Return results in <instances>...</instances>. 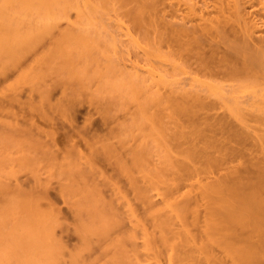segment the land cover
I'll return each mask as SVG.
<instances>
[{
    "label": "rangeland",
    "instance_id": "1",
    "mask_svg": "<svg viewBox=\"0 0 264 264\" xmlns=\"http://www.w3.org/2000/svg\"><path fill=\"white\" fill-rule=\"evenodd\" d=\"M1 1L3 0H0V4ZM71 1L72 5L70 4ZM71 1H69L70 5H68L67 2H62V4H58L57 8H55L56 6L54 7L58 11V13H55L56 19H54V22L58 24H56V29L54 28L55 31L52 30L50 33L46 34L44 38L42 37L38 42L34 43V46L32 45L29 49L24 51L18 57V60L16 59V62L10 61V59L7 57L4 59V57H2L3 55H0V64L4 63V61L8 62H6L8 65L5 63L2 64L4 66V71L0 70V207L3 204V206H6L5 208L3 206L0 208V211H2L1 214L4 215L0 216L2 218L0 219V230H4L1 231L2 233L0 232V236L5 233L6 230H8L7 218H5V220L3 218L7 216L5 212L7 206L10 205L16 196L13 195L17 193L18 190H16L15 187H20L19 189L25 191L27 190L28 192H32L34 190L33 192L35 193H41L42 191L44 194H48L45 195V199L50 200H44L43 204L45 203L49 205L50 203H54L53 206L56 205L57 207L55 208L59 209L58 211L61 215L59 216L60 220L62 218L60 225L63 224V226L59 225V228L57 227L56 230V234H58L57 236L60 237H58L59 240L62 239L64 245L67 246H64L66 252L64 250L62 252L64 254L66 253V255H64V257L61 255L63 258L61 257L59 259L61 262H63L62 264H70L69 262L71 261V253L75 252L74 249H78V247L80 249V245H82L80 244L82 243L80 242L81 237L75 232L76 224L74 225L76 222L75 219L78 220L77 217L79 215L76 212L77 206L72 203L73 200H71V198L66 195V192H64L65 189H67V180L65 178V174L61 172L60 168L61 162L64 161L62 158L70 160L71 153L73 152V159H75L77 157L75 155L81 152L88 159L90 158L93 167L95 166L93 173V170H88L86 167L87 165L85 166L84 163H82L83 165L81 164L85 171L86 169L89 171L88 173L90 175L87 173L85 176L87 177L89 175L88 177H92V180L91 178L84 179L85 176H83V178L82 176L78 175L79 172H76L78 175L77 184H80H76L74 186L75 188L73 187L74 189H76L77 186L80 188L82 184L83 186L84 184H93V186H98L100 192L102 193L101 195L103 199L110 202L115 201L116 203L114 204L116 207L120 206L121 203V209L124 207L123 203L126 201H131L137 207L142 218L143 214L145 213V209L143 208L144 205H142L143 214H141L140 210L142 208L140 206V200L135 197V193L133 192L132 186L130 184L131 181L129 179V174L127 173V176L125 177V175H123L125 172L120 171L118 173L119 168L116 167V158H121V160L124 161V164L126 163V166L130 168L128 171H131V173H129L132 174L135 172V174H133L134 176L141 168L140 172L136 175L137 179L139 176V180L137 181L141 186L143 185L142 187H146V189L152 185H154L152 186L154 188L153 190L161 189L162 193L160 192L161 195H159V197L156 196L158 195L159 191H153L151 189L145 190L147 193L149 192L148 195H150V198L153 202L157 201L156 204H160L158 202L161 201V196L168 189L166 187H170L168 184L174 185L173 183L177 182L176 180H179L181 184L180 179L184 176L181 173H185L181 172V168L183 165L189 164V162L192 160L190 157L189 158L191 160L187 159V152H185L187 150L184 151L186 154H183L180 148L183 147L184 149H191V146L194 145L193 147H195V144L196 149L199 147L201 148L202 145V148H205V143L203 142L204 138L200 140L198 136L194 135L192 128L195 126H190L189 124L191 122L189 123L186 117L183 119L179 118L180 120H175L174 116L176 115L172 114L170 109V111L168 109H164L163 105H160L159 102L156 104L151 98H153V100L156 99V101H159L167 98L165 97V94L166 96L168 95L167 93H174L172 95H174V97L176 95L177 99L180 98L177 97L180 94L181 96L187 95L188 93L194 95L199 94L201 97L203 96V98H207L206 101L212 104V107L203 110L198 114L199 117L196 116L194 118V121L200 118L199 120L202 122L200 123L197 121V125H200V127L203 125V121L206 119V117L208 118V115H210L209 117H213L214 120H219L221 117H227L230 119L229 123L232 122L230 126L232 130H243L242 132L244 133H247L248 131V133L255 135V139L257 140V137L260 138L261 136L260 132L264 130V119H262L264 118V113H262V109L264 110V79L260 77V75L258 76L259 78L256 79L257 77L254 76L255 74L249 75V73V76L245 75V73H242L243 75L239 73L241 76L234 75L235 77H233L232 74L231 77V70L237 68V65L241 59L239 60L236 58L238 60L237 64L235 59L236 56H232V50L229 48V46H227L228 44L226 45L225 40L221 41L222 39H215V37L202 36L200 33H196L194 34V37H199V40L201 41L198 44L194 40L193 42L192 38L190 37L193 36V33H191L192 35L190 34V36L182 35L183 38L182 36L179 37L173 32V27H171L173 31L170 29V26H172L171 23L170 26L166 25L168 22L166 20L171 18V16L164 20L162 16L157 13L161 16V19L156 18L155 15L158 17L159 15H157L153 9L149 11L150 13L153 11L151 14L152 18L149 15L150 13L147 12L151 18L150 20H147V17L149 16L144 14L143 18L146 20L142 19L143 21L140 20L139 22L138 20L137 22L134 18L131 19L132 15L127 13L126 7L116 0H109L108 2L105 0ZM73 2H75V5L77 4L75 7H73ZM2 4L4 3L2 2ZM17 7L13 9L7 8L5 10V15L6 23H8V25H10L14 30L16 28V31H19V33L28 32L31 29V26L41 27L43 21L45 22L46 20H49L47 19L49 16L46 13L43 14L44 12L42 10H34L25 14L24 10H21L20 7V9H16ZM76 10H78V12ZM22 11L24 12L22 13ZM38 11H40V13ZM54 12L55 10L53 11V14ZM154 12L155 15H153ZM42 17L45 18L43 19ZM52 17L54 18V15ZM52 17H49L50 21ZM174 20H176V18ZM178 20L180 21V19ZM13 23H15V27L13 26ZM171 31L175 34V36ZM68 33L70 35H73L71 33H74V35H78L79 33V35L82 34L83 36L88 37L90 39V41L88 39L89 45L85 44L87 43L85 40L84 43L81 39H76L74 41L73 38L67 37L69 36ZM232 35L233 34L231 33L228 39H234ZM201 37H203V39ZM79 40L82 42H79ZM193 43L196 45H193ZM253 43L255 46L260 45L259 41L256 39H253L252 44ZM61 44L66 45L64 48L67 47L66 49L70 50L71 53H69V55H71V58H73L72 60L70 57H68V61H65V59L67 60V50H65ZM57 48L58 51L56 52L55 50ZM54 51L56 54H54ZM58 53H62L61 56L63 54L65 55L59 58L60 54ZM234 61H236V63ZM239 67L240 64L238 68ZM259 79L263 81L260 83ZM210 86L215 88L217 87L216 89L220 88L221 90L218 89V92L213 90L211 91ZM220 91L221 93H219ZM255 91L257 92V98L254 97ZM232 95H236L238 97L237 100L240 102V106L243 108L242 112L244 111L243 114L241 112V115L237 117L234 115L235 113L233 114V112H230V108H226L227 103L224 102V100H228L226 102L229 103L230 100L228 97H231ZM153 103L156 105L154 106ZM253 103L255 104L254 107ZM256 104L259 106H256ZM227 106L230 107L228 104ZM154 107H157V109ZM256 107H258L257 110L255 109ZM164 110L170 112V115H173L174 118L169 115H165L166 111L164 113ZM259 111H261L263 117L259 116L261 114ZM160 112H163L164 114H161ZM243 115L244 119L243 121L241 120V122L238 120V118L242 117ZM178 117L179 116H176V118ZM177 124H181L180 126L182 127L184 126L183 128L185 129L183 132H185V130L190 132L191 130V133L194 136L191 134L192 138L190 136L188 137L194 140L192 145V142L189 144L190 141L184 134H182V136L184 135L186 138L184 137L182 139L179 135H177L179 129ZM204 124H206L205 121ZM188 126L192 128L190 129ZM219 128L221 129L222 127L220 126ZM220 129L219 131H222ZM209 130L210 133H207V131H205V133L211 137H209L207 134H204L206 137V140H204L207 141V139L211 140V138H214L213 140L215 141V138L217 139L218 137L217 141H219L216 142L219 144L224 142L226 145H222H224V147L227 149L223 150L229 152V155H231V149H228L226 143L227 138H230L228 137V132L226 133L223 131V133L221 132V135L220 132L216 130V128ZM212 130L213 132H219V134L217 132H211ZM224 133H226V135ZM223 134L227 136L226 142L224 137H222L224 136ZM257 134L260 135L258 136ZM262 134H264V131H262ZM188 135H190V133ZM196 138L199 139L203 144L199 140L195 143ZM220 138H222L221 143ZM231 138L233 139V136ZM33 140L40 141L41 143L48 145L51 149L50 151L52 154L54 153L53 155L56 157L53 159L57 160L58 164L60 163L59 166H56L57 162H55V160L54 166L56 168H53L54 166L52 167L50 164H53V160L46 161V164L45 162H42L41 160L44 158L29 148ZM236 140L237 138L232 140L234 141V143L232 142L233 146L228 145L229 148L237 147L238 150H245V146L247 145V150L248 148H252L248 151L250 152V155L251 151H253L252 155H254L255 152L257 159L259 158L262 160L261 158L264 156V153L259 151V148L257 149V143H255L254 146L253 142L255 141L251 142L252 140L249 139L246 140L247 144L242 143V145H240L241 143L236 142ZM96 141L99 143V145L100 142L102 143L101 148L103 145L109 144L108 146L111 147L110 150L114 151H112V154L114 153L113 155H116L115 158L114 156H109L103 148L102 150L104 152L101 149L98 151L93 150L92 147L95 145L97 147L99 146L96 144ZM179 143H181V147ZM200 144L202 145L200 146ZM198 145L199 147L197 148ZM106 146L107 145L104 147ZM186 146L187 148H185ZM74 147L75 149L78 148V151H75ZM107 149L109 148L107 147ZM215 149L217 150V148L212 150ZM255 149L258 151H254ZM217 151L219 152L221 150ZM225 151H222V153L220 152V154L224 155V153H227ZM233 151H236V149L234 148ZM24 152L27 155L30 154L27 156L28 158L33 156L34 158L30 157L32 163L35 164L34 162H37L38 165L35 164L36 166H34L32 164L33 166H27V168L29 167L27 169L24 164L26 156ZM245 152L247 157H251L248 155L246 150ZM34 153L35 155H33ZM215 154L217 156L219 153L217 154L216 152L214 155ZM220 154L219 156H221ZM232 155L227 157V159L232 157L229 160L232 162H228L231 163L229 166L236 167L240 171L245 170L247 167L245 163L247 161V157L240 156L241 158H239L234 154ZM186 156L187 158H185ZM225 156L220 158H225ZM76 159L78 160V158ZM135 159L138 162L135 161L134 163L133 160ZM59 160L61 162H59ZM243 160H245L244 168H242V165H240L241 163L243 164ZM199 162L200 161L192 160L188 166L191 167V164H195V169H198L199 167L204 169L203 163L200 164ZM136 163H138L137 172L135 169V165H137ZM47 164H50L51 167L49 165L47 166ZM235 165H240L241 167L239 166L240 168H238V166ZM24 166L25 168H23ZM51 168L52 170L54 169L53 173H51ZM77 168H80V166ZM30 169H32V171ZM96 169H100L99 171H101L102 174H98L99 171L97 172ZM203 169L201 171H203ZM224 171L225 170H221L219 172L224 175ZM60 172L64 175H62ZM95 172L97 173L95 174ZM122 172L123 174L121 175ZM152 173L155 177L152 176ZM103 174H105V177L111 180V182H113L115 185L112 184V186H110L111 184L109 180L104 181V179H102L104 176ZM201 174L202 177L203 174L205 177H207L205 173L201 172ZM222 174H215L216 178L219 175L220 176L218 178H221V176H223ZM93 175H96V177ZM97 175H99V177ZM215 175L213 174V176ZM150 176L155 178L153 179V183L151 182L152 178L149 179ZM156 178L161 179L158 180L162 183L157 182ZM213 178L216 179L215 177ZM76 180L77 179H75V181ZM147 181L151 182V184L147 185ZM140 182H142V184ZM179 182L175 184H179ZM106 183L109 186L106 185ZM6 186H8V189L4 188ZM114 186L116 189L112 188ZM117 186L120 188V195H123L122 193L125 195H123L122 199H119L121 196H117L118 199L116 197V194H119L117 193L119 189ZM35 189H37V191ZM113 190H117V192L113 193L115 192ZM61 192L64 194V196L61 194ZM66 197L67 199L65 200ZM6 200H10L11 202L9 201L8 203ZM70 202L72 203V207L73 205L76 206L74 209L69 204ZM120 207H118V209ZM121 209L119 212L122 213ZM125 211L126 210L124 207L123 214H125V216L123 215L124 218L122 219V221L126 220V222H122V225L124 224V226H122L124 229L119 227L118 231L119 229L120 231L121 229L122 231H126V229H129V227V230L131 231V224L129 222L130 220L127 218L128 215ZM121 213L120 215L122 216ZM167 218L168 215H165L164 219L167 221L169 219V225L173 224L175 226L174 229L176 230V227H178L175 225L177 221L171 219V217L168 219ZM143 219H146L145 214ZM171 220H173L172 223L170 222ZM1 223H4V227L1 225ZM115 230V233H117L116 235H119L120 231L118 232L117 228ZM127 235L129 234H126V236ZM94 236H91V242L93 246L90 245L92 246L90 247V251L86 249L82 250L80 253L81 260H83V257H85L83 260L85 263L91 261L88 264H95L101 261L102 258L104 259V253L101 252V245L98 243L100 242L101 244V240L99 241L100 238H98V236L93 238ZM123 236L125 238L124 233ZM138 237L139 236H137L136 239ZM126 238L124 239V242H126L127 239L130 240L129 238ZM139 238L142 240V237ZM126 243H128V241ZM129 244L127 245L129 246ZM11 246L12 243L7 238V248L10 249ZM83 251L85 252L83 253ZM179 251L181 252V250ZM217 252L215 258L219 260L220 253ZM140 253H142L140 254V257L144 258L145 256V259H148L144 260L142 258L145 263L149 261L154 262V259H152L151 256L146 255L143 249L140 251ZM81 254L85 255L82 256ZM101 255L103 257H101ZM193 255L194 256L190 259L191 261H194L192 259L195 257L197 260L196 262L199 261V263L202 259L205 264H213V261L215 264L218 263L215 258L213 261L210 259V263L209 260L202 255L201 258H199L200 254ZM146 256L148 257L146 258ZM196 256L199 257L196 258ZM149 257H151L152 260H149ZM97 258L99 261H97ZM94 259H96L95 262L93 261ZM224 259L220 257L221 261L219 264H224ZM204 260H208L209 263H206ZM60 261L57 263L59 264ZM165 263L163 261V264ZM190 263L194 264L195 261L189 262V264ZM228 263V261H225V264Z\"/></svg>",
    "mask_w": 264,
    "mask_h": 264
},
{
    "label": "bare ground",
    "instance_id": "2",
    "mask_svg": "<svg viewBox=\"0 0 264 264\" xmlns=\"http://www.w3.org/2000/svg\"><path fill=\"white\" fill-rule=\"evenodd\" d=\"M69 1L71 0H3L1 1V4H0V55L2 54L3 55L2 57H4V59H6L5 57H7L8 59H10V61L16 62V59L18 60V57L24 51L29 49L34 43L38 42L42 37L44 38L46 34L54 30L57 24L54 22V19H56L55 13H58V11L55 8L58 7V4L60 3L62 4V2H67L68 5H70L72 1L70 2V4H69ZM105 1L108 2L109 0H105ZM116 1L124 5L127 9V13L132 15V17L130 16L131 19L134 18L137 22L138 20L139 22L140 20L141 21L146 20L143 18L144 14H147V12H149L152 9L155 10L156 14L159 13L164 20L167 19V17L171 16V18H168L170 20L168 19L166 20L169 22V24L167 22L166 25L170 26V23H171L172 26H170V29L171 27H173L174 31L172 29L171 30L174 33H176L179 37L182 35L190 36V34L193 33V36H190V37L192 38V41L194 40L198 44L201 41L199 40L200 39L199 37H194V34L196 33H200L202 36L215 37V39H222L221 41L225 40L226 45L228 44L227 46H229V48L233 51V52L231 51V53H233L232 56H236L235 59L236 58H238L239 60L241 59L240 60L241 63L239 61V64H240L239 68H238L239 66L238 60L236 59L237 64H238V65L236 64L237 68L236 69L232 68L233 70H231L232 73L230 74V76L232 77V74H233V77H235L234 75H239V73L241 74L245 73V75L247 76H249L250 74H255L254 76L257 77L256 79H258L259 78L258 76L260 75V77L264 79V0H198V1L197 0H116ZM2 2L4 4H2ZM73 3H74L73 7H75L77 4L75 5V2ZM15 7H17L16 9L20 7L21 10L25 11V14L27 12H32L34 10H42L44 12L43 14L46 13L49 17H52L54 15V18L52 17L50 21V18L48 17L47 19L49 20H46L45 22L42 20L43 22H42L41 27L31 26V29L28 32L19 33V31H16V28L14 30L11 28L10 25H8V23H6L5 10L7 8L13 9ZM167 8H170V9H167ZM54 10L55 12L53 14ZM24 11H22V13ZM42 11H41V14H42ZM76 11L78 12V10ZM38 12L40 13V11ZM155 12L153 15H155ZM152 13L153 11H151L149 15L151 16ZM149 15L147 14V16ZM160 15L159 17L155 15V17L160 18L161 17ZM150 16L147 17L148 18L147 20H150L152 18V16L151 18ZM45 17H42V18L44 19ZM175 18L176 20H174ZM178 19H180V21ZM13 26L15 27V23H13ZM173 32L172 34H174ZM231 33L233 34L232 36L234 37V39L230 38L232 40L228 39ZM71 34L73 35L69 34V36L67 37L73 38L74 41L76 39L77 40L81 39L83 40V43L85 40V42H87L85 44L89 45L88 42L90 41V39L88 37L83 36L81 33L80 34L82 36L79 35V33L78 35L76 34L74 35V33H71ZM195 36H198V35H195ZM201 38L203 39V37ZM253 39L258 40L260 45L259 46L256 45L257 46L256 47L254 43L252 44ZM79 42H82V41L79 40ZM194 44L195 43H193V45ZM61 45H63V48L64 46H66L64 44H61ZM66 48L67 47H65L64 49L67 50L66 52L67 60L65 59V61L67 62L68 57L71 58V55H69V53L71 52L70 50ZM55 51L57 52L58 48ZM56 52L54 54H56ZM58 54H60L59 58L65 55L63 54L61 56L62 53H58ZM72 59L73 58H71V60ZM236 61L234 62L236 63ZM6 62L4 61L5 64L8 63ZM2 64H0V70L4 71L3 70L4 66ZM262 81L260 80V83ZM263 84H264V81H263ZM211 86H210L211 91L213 90L215 92H218V89L221 90L220 88L216 89L217 87L215 88ZM219 93H221V91ZM256 93L257 92L255 91L254 97L257 98ZM167 94L169 95L171 93H167ZM172 94L170 96L168 95L166 96L165 94V97L167 98H165L164 100L163 99L159 100V98H158L159 101H156V99L153 100V98L151 99L156 104L159 102L160 105H163L164 109H168V110L170 109L172 114L179 116L178 118L174 116L175 120H180L181 118L183 119L186 117L188 119L187 121H189V123L190 122L192 123V124L190 123L189 125L192 127L193 125L195 126L193 128L188 126V128L190 129L192 128V132L194 133V135L198 136L200 140H202V138L204 139L206 138L204 134H207L208 132L210 133L209 129L216 128V130L219 131L220 129L219 127L221 126L222 128L220 130L222 131H219L220 134L221 132L223 133L224 131L226 133L228 132L229 134L228 137L231 138L233 136V139L227 138V142H226L227 136H225L226 133H224L225 135L223 134L224 136H222L224 137L225 142L227 143L228 149L232 150V151L230 150L232 154L236 155L239 158L244 157V156L247 157V154H245L246 153L245 150L247 151L248 155H250V152L248 151L249 149L250 150L252 149V148H248L247 150V145L245 146L246 147L245 150L244 149L238 150L237 147L229 148V146H233L234 141L232 140H235L236 138L238 140V141L236 140V142L241 143L240 145H242V143H246V140H249V139L252 140L251 142L255 141L253 142L254 146H255V143H257L256 144L257 149L259 148L260 149L259 151L264 153V134H262V131L264 130L260 132L261 136L260 138L257 137L258 138L257 140L255 139L256 136L251 133H248V131L247 133L246 132L244 133L242 132L243 130L242 131L241 130L235 131L234 129L232 130V128L230 127L232 122L229 123L230 119H228L227 117H221L219 120H214L213 117H209L210 115H208V118L206 117L207 120L206 119L204 120L206 124H204V121H203V125L200 127V125H197V123L200 122L199 120L200 118L199 119L197 118L198 120L196 121H194V118L196 116L199 117L198 114L202 112L203 110L212 107V104L206 101L207 98H203V96L201 97V95L199 94L194 95V94L186 93L187 95L181 96L180 94L179 96H177L181 98V99L179 98L180 99L179 100L176 98V95L174 97V95ZM235 96L232 95L231 97H228V99L230 100L229 103L226 102L228 100L226 101L224 100V102L230 105V107H228L226 104V108L227 109L230 108L229 109L231 110L230 112H233V114L235 113L234 115L237 117L241 115L243 108L240 106V102L237 100L238 97L237 96L235 97ZM257 104L256 106H259ZM254 106L255 104L253 105V107ZM157 107H154V108L157 109ZM257 108L258 107H256L255 109L257 110ZM165 111L166 110H164V113ZM259 112L261 113V111ZM164 113L162 112L161 114H164ZM262 113H264L263 109H262ZM262 113L259 115L260 117L264 116V114L262 116ZM165 115L171 116L170 112H167V111ZM244 115L242 117H239L240 119L238 118V120L243 121ZM171 117H173V115ZM177 125L179 127L177 135H179L181 139L184 138L185 136L186 137L190 136L192 138L191 136L192 133L190 129H188L190 130V132L185 130L186 132L185 133L183 132L185 129L183 128L184 126L183 127L180 126L181 124H177ZM217 126H218V129H217ZM180 128L182 129V131ZM205 131H207V133H205ZM217 131L213 132L212 130L211 132L216 133ZM187 132L188 134L190 133V135H188ZM219 132L217 133L219 134ZM182 134H184L185 136L184 135L182 136ZM252 135L255 137H253ZM190 137H188L187 139L190 141L189 144L192 142L191 143L192 145L194 140H192ZM204 139H203V142L205 143L204 144L205 148H202L203 143L197 138L195 139L196 140L195 143L198 142L199 140L202 143L200 144V146L202 145L201 146L202 149L199 147V145L197 146V148L199 147L200 149L199 148H198L199 150L196 149L195 148L196 144H195V147H193L194 145L191 146L192 148L188 144L191 149L187 148L188 145L185 147L187 149H184L182 147L183 148L182 150V148H180L183 154H186L185 152H187L188 158L187 156L185 158L187 159L191 158L192 160L200 161L199 163L200 164L203 163L204 169L202 167L201 168L199 167L200 169L199 168L195 169L194 168L195 164L194 165L191 164V167L188 166L190 162L192 161L190 159L191 161L189 162V164L183 165V167L181 168L182 169L181 172H185V173H181L184 175L181 179L178 178L180 179L181 184L179 180H176L177 182H179V184H175L177 183V182H174L175 180L173 181L174 185L168 184V186L170 185V187H166L168 189L167 190L165 189L166 190V192L164 191L165 193L163 192L164 194L161 196V201L158 202L160 204H156L157 201L153 202L152 199L150 198V195H148L149 192L147 193L145 191L149 189L153 190L154 188L152 186L154 185L146 189V187L145 188L142 187L143 185L141 186L139 182L137 181L139 180V176L137 179L136 175L137 173L140 172V169H141L140 168L139 171L137 170L138 163H136L137 165L134 164L136 167L135 168L136 172L138 171L136 175L134 176L133 174H135V172L132 171L134 173L130 174L131 171H128V169L130 168L126 166V163L124 164V161H122L121 158L120 159L119 157L116 158L117 161L115 162L118 165V166L116 165V167L119 168L118 173L120 171L125 172V174H123V172L121 173V175L123 174L125 175V177L127 176L126 175L127 173L129 174V179L131 181L130 184L132 186L133 192L135 193V197L140 200L141 208L143 207L142 205H144L143 208L145 209L144 214L146 216V219L144 220L143 219L144 214L142 212L143 208L141 210L139 209L141 214H143V217L141 218L139 211L137 207L134 205V203H132L131 201H126L125 203H123L125 210H126L125 212L128 215L127 218H129L130 220L129 222L131 224V231L129 230L130 229L129 226H128L129 231L126 229V231L128 232H126L125 230L124 232L122 231V229L121 231L119 229L120 232L118 231L119 227L124 229V227H122L124 226V224L122 225V222L123 223L126 222V220L122 221L125 214H123L124 207L123 209H121L122 208L121 203H120L121 207L118 206L120 207L118 209V207H116L114 204L116 203L115 201L110 202V201L103 199L101 195L102 193L100 192L98 186L97 187L93 186V184L88 185L87 181H86L87 185L84 184L83 186V184L81 183L82 184L81 186L83 187L80 186L79 188L77 186L76 189H74L75 188L74 186L77 184V181H78V175L83 177L89 172L87 171V169L86 171L83 169L82 163H84L85 166L87 165L86 167L88 168V170L94 169L95 166L93 167V164L90 158L88 159L86 156H84V154L79 152L77 155L74 154L75 156H77L76 158H78V160L75 158L77 160L76 161L75 159H73V154H72L73 152H72L70 160L65 159V158H62L64 159V161L62 160L63 162L59 160V162H61V164L59 163L61 172L65 174L66 176L65 178L67 180V185H66L67 189L63 187L65 189L64 192H66V195L69 198H71V200H73L72 203H74L77 206L76 207L73 205L72 207L71 205L72 203L71 202L69 203L73 209L74 207L77 208L76 212L79 215L77 217L78 220L75 219L76 222L74 223V225L76 224L75 232L76 234L78 233L77 235L81 237L80 242H82L80 243L82 244L80 245L81 248L79 249V247L77 246L78 249H74L75 252L71 253V261L69 263L70 264H88L91 262V261L88 262L89 260L87 259L88 261L87 260L85 261H87L88 263H85L83 261L85 257H83V260H81L80 253L82 252V250H86V249L90 251L91 249L90 247L93 246L91 242V236L95 235V236H98V238H100L99 241L101 240V244L100 242L98 243L99 245H101V252L104 253V259L102 258V260L99 261L98 258L103 257L101 255V257L97 258L98 259L97 261L99 262L96 261L97 263L95 264H146V263H149L150 261L146 263L143 261V259L148 260V259H145L144 253H143L144 258L140 257V254H142L140 253V251H142V249L143 251H145L146 255L151 256L152 259H154V262L151 261L149 264H163V261L164 263L166 262L165 264H186V263L189 264V262H194V261L195 263H199V261L196 262L197 260L195 259V257L192 259L194 261L190 260L194 256L193 254L195 255L200 254L199 255L200 257L196 256V258L197 257L201 258V255H202L206 259H208L209 262L211 263V261H213V259L215 258V255H217L216 254L217 251L220 253L219 260L215 258V260L218 261L217 264H219V262L221 261L220 257L223 259L224 258L227 259V260L225 259L223 260L224 264H225V261L226 262L228 261L229 262L228 264H264V160H263L264 156H262V158L260 157L262 160H260L259 158L257 159L255 152H254V155H252L253 151H251V155H250L251 157H247L246 162L245 160H243V164L244 162L246 163V166H247L246 169L243 171H240L236 167L229 166L231 165V163H228V162H232V161H229L232 157H230L229 159H227V157L231 156L232 154L230 153L231 155H229V152L225 151L227 148L224 147V145H226L224 142L221 143L222 138H220L221 144L217 143L219 141V140L217 141L218 137L217 139L215 138V141L213 140L214 138L213 139L211 138V140L207 139V141H205L206 139L205 140ZM230 142H231V145H230ZM96 144L99 145L97 141H96ZM101 144L102 143L100 142V145L98 147L96 145L92 147L93 150L98 151L100 149L102 150L103 148L104 151L107 152L109 156H112V157L114 156L115 158L116 155H113L114 153L112 154L113 150H110L111 147L108 146L109 144L104 143L107 146L104 147L105 145H103L102 148H101ZM180 144L181 143H179V145ZM107 147L109 149H107ZM29 148L34 150L37 154H40L42 158H44L43 160H45V161L43 160L41 161L45 162V164H46V161L53 160L52 161L53 164L50 163L51 161L48 163H50L52 167L54 166L55 159L53 158H56V157L53 155L54 153L52 154V152L50 151L51 149L48 145H45L41 143L40 141L33 140ZM214 148H217V150H221V151L218 152L216 149L212 150ZM234 148L236 149V151H233ZM77 149H75L74 147L75 151ZM257 149H255L254 151H256ZM211 150L214 153L217 152V154L218 153L220 154V152L222 153V151H225L228 153V155L227 153H224V155L220 154L221 156H219L218 154L216 156V154L214 155V153ZM28 155L26 154L25 161H24L26 168L27 166H30L33 164L30 157L34 158L33 156H30L29 157L30 159H29L27 157ZM33 155H35V153ZM222 156H225V158L224 157L220 158ZM239 158H236V159H239ZM79 160L81 161V163ZM135 161L138 162L136 159L133 160L134 163ZM55 162H57L56 166L57 165L59 166L58 161L55 160ZM34 163L38 165L37 162H34ZM35 164L33 165L36 166ZM50 164H47V166L48 165L50 166ZM243 164L242 163L240 164L242 165V168L245 167V164L244 165ZM240 165H235V166H238V168H240L241 167ZM25 166L23 168H25ZM78 166H80V168L82 169L77 168ZM53 168H56V167L54 166ZM76 168L79 170H77ZM202 169L203 171H201ZM30 170L32 171V169ZM99 170H97V172ZM221 170H225L224 175L221 172H219ZM53 172H54V169L52 170L51 173ZM76 172L77 173L79 172V174L77 175ZM97 172H95V174ZM201 172L205 173L207 177H205L204 174L202 177ZM217 172L222 174L223 176H221V178H218L220 176L219 175L217 179L215 175V174L218 175ZM93 173H94V170H93ZM99 173L102 174L101 171H99L98 174ZM213 174L215 176H213ZM103 175H102L103 176L102 179H104V181L109 180L107 177H105V174ZM210 175H212L216 179H214ZM88 176L87 177L85 176V178L84 177L83 178L84 179L91 178L92 180V177H88ZM93 176L96 177V175H93ZM97 176L99 177V175ZM152 176H154L153 173H152ZM154 177L152 178L150 176L149 178V179L152 178L151 179L152 183L154 182L153 181V179H155ZM159 178H156L157 182L162 183L161 181H159L161 180ZM75 179L77 180L75 181ZM109 181L111 184L110 186H112L113 182H111V180ZM109 181H108V184H109ZM151 182L147 181V185H150ZM140 183L142 184V182ZM108 184L106 183V185ZM114 187L112 188L116 189V187L115 188ZM4 188L8 189V186ZM19 188L15 187V189L16 190L18 189V190H17V193L15 194H13L14 192L12 193L13 195H16L15 198L13 197L14 200H12V202L9 200L11 203L10 205L7 206L6 211L3 209L7 215V216L5 215L6 217H4L3 219L5 220V218H7L8 230H6V232L0 236V264H58L57 262L60 261L59 259L62 257L61 255H63V257L64 255H66V253L65 254L62 253L63 250L65 251L64 242L62 239H60L61 240L60 241L59 240L60 237L57 236L58 234H56L57 227L60 225V221L62 220V218L61 220L59 218V216H61L58 211L59 209L55 208L57 207L56 205L53 206L54 203L53 204L50 203L52 205L50 204L47 205L45 203L43 204L44 200L46 201L48 200V199H45L46 198L45 195H48V194H44L42 191L41 193L38 192L39 193L38 194L37 192L36 193L33 192L34 190L33 191L31 190L32 192H28L27 190L25 191ZM44 189H41V190H44ZM35 190L37 191V189ZM119 190L120 188L118 189V192L117 190L116 191L113 190L115 191L113 193H116V192L119 193V194H116V197L121 196V198L119 197V199H122L124 193H122L123 195H120ZM153 191H159L158 195H156L158 197L162 193L161 189L160 190L157 189ZM62 195L64 196V194ZM66 199L67 197L65 198V200ZM44 205H47V206H44ZM3 207L5 208L6 206H3ZM120 209L122 210V213L119 212ZM1 213L2 211H0V216L1 215L4 216ZM120 213L122 214V216L120 215ZM165 215H168V218L171 217V219L177 221L175 224L176 226H178L176 227L177 228L176 230L174 229L175 226L173 224L169 225L168 218H167L168 221L164 219ZM0 219L2 218L0 217ZM173 220H171L170 222L172 223ZM3 224L1 223V225ZM60 226H63V224ZM116 228H117V231L122 235L120 234L116 235L117 234L115 233ZM2 230H0V232ZM122 232L125 234V238L128 236L127 238L130 239L128 240L126 238L128 243H126L127 242L126 240H125L126 242H124L125 238ZM126 234H129V235L126 236ZM95 236L93 238H96ZM137 236L142 237V240L139 237L136 239ZM7 238L12 243V246H11L12 248L10 247V249L7 248ZM127 244H129L130 248ZM179 250H181V252ZM91 251H94V250H91ZM178 251L180 252V254ZM84 252L85 251H83V253ZM148 256H146V258ZM151 257H149V260H152ZM210 259L212 260L210 261ZM95 260L96 259H94L93 261L95 262ZM202 260L200 261V263L205 264V262H203ZM208 260H204V261H206L207 263ZM62 263L63 262L61 261L59 262V264H62ZM212 263L215 264L214 261ZM190 264H193V263H190Z\"/></svg>",
    "mask_w": 264,
    "mask_h": 264
}]
</instances>
